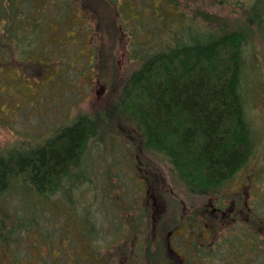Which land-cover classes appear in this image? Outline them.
<instances>
[{
    "label": "trees",
    "instance_id": "16d2710c",
    "mask_svg": "<svg viewBox=\"0 0 264 264\" xmlns=\"http://www.w3.org/2000/svg\"><path fill=\"white\" fill-rule=\"evenodd\" d=\"M171 1L179 5L178 0L163 3ZM248 1L245 22L235 28L223 18L215 27H202L182 9L176 16H162L146 42H135L131 35L132 43L141 46L130 50L137 67L101 112L79 111L44 134L0 147V264H167L163 242L149 234L147 211L124 219L109 212L106 228L94 207L99 163L92 146L103 142L110 155L119 144L109 127L118 121L133 128L143 148L165 161L188 192L234 202L236 221L225 231L215 229L205 243L190 236L202 264H264V192L251 179L239 191H229L261 143L250 114L253 87L245 71V47L252 44L249 29L264 36V0ZM70 2L59 3L66 8ZM55 4L0 0V67L9 70L16 61H28L39 38L36 30L49 15L46 8ZM175 17L180 30L170 25ZM160 26L168 33L164 37ZM107 162L111 168L119 164L117 159ZM130 163L136 169L133 157ZM245 192L250 199H243ZM86 194L91 196L82 203ZM68 208L77 218L85 216L88 243L73 235L67 242L72 229ZM188 217L196 219L195 214Z\"/></svg>",
    "mask_w": 264,
    "mask_h": 264
},
{
    "label": "rangeland",
    "instance_id": "374dc122",
    "mask_svg": "<svg viewBox=\"0 0 264 264\" xmlns=\"http://www.w3.org/2000/svg\"><path fill=\"white\" fill-rule=\"evenodd\" d=\"M53 1L57 6H47L45 12L49 15L36 30L39 38L28 61H16L9 70L0 67V147L13 145L25 136L44 134L59 123L69 122L79 111L101 112L125 76L137 67L130 50L141 46L132 43V36L135 42H146L152 35L149 30L162 22V16H176L182 9L202 27H215L223 18L229 27L235 28L244 24L249 2L178 0L177 5L175 1L163 3L165 0H71L74 6L64 8L59 3L62 0ZM45 5L41 8L45 9ZM210 14L215 16L213 21L208 18ZM123 24L132 28L129 33L122 28ZM170 25L175 29L182 26L177 17L171 19ZM157 29L161 37L168 34L162 26ZM248 33L252 44L245 47V71L253 87L250 114L261 143L230 192L239 191L250 179L264 192V178L257 179L264 173V36L252 28ZM132 129L120 121L111 124L109 132L116 134L119 145L110 155L103 149V142L91 145L99 163L94 184V207L100 211L99 220L109 228L110 220L105 217L109 212L114 219H124L147 211L149 234L156 242L157 237L163 242L167 264H202L194 254L190 236L205 243L212 241L215 229L225 231L236 221L232 215L234 202L188 192L165 161L143 148ZM131 156L136 169L130 163ZM110 158L119 162L109 166L112 176L107 162ZM90 196L86 194L80 201L86 203ZM243 199H250V195L245 192ZM77 208H82L80 202ZM67 211L72 225L67 231V242H72L73 235L88 243L85 216L77 218L74 210ZM191 214L196 219L190 220ZM241 218L245 219L243 215ZM75 248L76 253L82 254L76 244ZM72 250H67L69 258ZM52 252H56V247Z\"/></svg>",
    "mask_w": 264,
    "mask_h": 264
}]
</instances>
